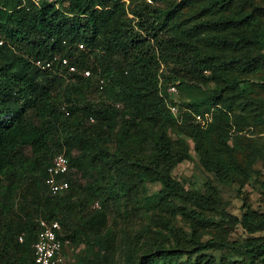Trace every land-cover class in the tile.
<instances>
[{"label":"trees","instance_id":"trees-1","mask_svg":"<svg viewBox=\"0 0 264 264\" xmlns=\"http://www.w3.org/2000/svg\"><path fill=\"white\" fill-rule=\"evenodd\" d=\"M150 1L157 0H0V185L17 173L25 151L35 167L16 200L9 188L0 201V264H35L39 219L59 222L60 239L73 252L80 243L93 252L82 264H264V235H257L264 233V213H228L211 185L206 192L185 190L171 173L189 160V148L168 135L175 121L170 107L180 105L179 130L193 143L201 168L224 184L242 187L252 179L264 148L241 133L264 132V80L252 87L240 76L264 71V7L253 0H182L167 8ZM191 5L196 11L182 18ZM79 50L103 55L94 64ZM55 57L68 58L78 72L67 74L65 81L74 85L65 87L62 112L53 108V92L66 70L57 62L49 70L35 65ZM85 70L90 77L81 76ZM91 85L104 93L119 85L111 103L124 109L83 102L80 95ZM170 87L184 93L180 101L169 99ZM117 114L125 118L115 132ZM197 116H214L216 128H205ZM58 154L68 162L70 188L48 197L45 171ZM75 171L87 178L90 203L100 198L99 209L83 213L86 202L73 192ZM153 182L161 189L147 196L145 185ZM104 200L122 206L124 213L116 214L122 222L143 210L156 227L143 226L135 243L124 232L116 254L117 235L107 227ZM72 203L78 206L74 219L64 213ZM156 210L171 217H157ZM207 214L220 221L213 224ZM177 216L188 221V235L176 227ZM224 225L240 226L246 237L229 242ZM209 227L219 231L201 240ZM214 250L241 261H216L208 254Z\"/></svg>","mask_w":264,"mask_h":264},{"label":"rangeland","instance_id":"rangeland-1","mask_svg":"<svg viewBox=\"0 0 264 264\" xmlns=\"http://www.w3.org/2000/svg\"><path fill=\"white\" fill-rule=\"evenodd\" d=\"M48 1H54V0H48ZM182 0H157L156 2H148L152 6H157L161 8H167L169 6H173L176 3H179ZM254 3L258 6L264 7V0H253ZM126 4H128V0H124ZM195 6L191 5L188 7V9H184L182 11V18H187L190 15H192V12H195L197 8H194ZM233 8L237 7L236 4L232 6ZM191 9V10H190ZM128 18H131V15H127ZM264 20V10H263V18ZM10 56L14 53V51L7 52ZM79 53L82 55H85L88 57L90 61L94 60V64H98L97 60L102 57L103 52L100 51H94V52H87L83 50H79ZM76 53L77 55L79 54ZM8 55V56H9ZM116 58L118 56L116 55ZM119 61H122L121 58L118 59ZM104 66H106V59L102 60V63ZM163 70L166 71V68L162 66ZM120 76V74H119ZM64 79H58L56 80L55 86L56 89L53 92V95L55 97V100L53 101V108L56 112H62L65 110V105H67L63 101V97H65V94L67 91L65 90V87L69 84H73V80L71 79L68 82H66V79H70V77L67 74H63L62 76ZM242 80L245 81L247 85H251L252 87L256 86L258 83H261L264 80V71L260 72L256 75H241L240 76ZM213 83L209 82L207 83L206 87H211ZM198 86H201L203 90L206 88L202 84H198ZM120 91V86L115 85L110 91L107 92H100L98 91L95 86H89L84 91H82L80 98L83 99V102L88 101L94 104L97 103H107L113 105V107L119 111L124 109V106L120 102H113L111 103L110 96H113L114 98L117 96V93ZM167 93L169 95V99H172L175 102L180 101L181 97L184 95V93L180 92L178 88H175V92L169 91V88L167 89ZM253 98H255L253 96ZM189 100H187L188 102ZM179 106V107H178ZM171 106L170 112L172 116L174 117L175 121L173 122L174 125H170L168 127V135L173 141H182L188 145L189 148V154L190 158L189 160H185L181 162L180 164L176 165L173 169L171 175L172 177L179 181L185 190H195L200 192H206L209 188V186L216 187L218 189V195L220 202L222 204L223 209L227 211L228 213L240 217L244 212L246 211H253L256 213H264V187L262 184H264V157L263 158H257L255 164L253 165V170L256 172L253 174V177L250 181H248L244 186H239L236 183L233 184H224L218 181L212 174L204 171L201 166L199 165L198 158L194 153L193 150V143L188 138V136L183 132L179 130L180 126V119L178 118L179 111L183 112L184 108L182 106ZM76 107V106H75ZM174 107L175 109L172 111L171 108ZM115 121V132L118 131L120 127L121 121L125 118L122 117L120 114H117ZM202 125H204L205 128H208L210 130H214L216 128L215 126V119L214 116H210L208 119L205 120H197ZM41 122L40 124H42ZM37 124V123H36ZM39 125V123L37 124ZM252 129L251 128H245L243 132L241 133L245 137H249L254 139L257 143H259L262 148H264V132L256 134H251ZM49 137L50 141L53 139V133L49 131ZM55 137V134H54ZM115 135L111 138L112 141L114 139ZM229 144L232 145V141H229ZM112 149L114 147L113 142L109 144ZM76 152H74L75 154ZM32 157L31 152L25 151L24 156L21 157V159L18 162V171L15 175L11 177V179L3 182L0 185V201L6 200L8 194L6 193V190L9 188L12 189V193H9L12 200H16V196L18 195L19 188L21 189L25 186L24 181H28L33 175L35 167L33 169L32 167ZM31 165V167H30ZM36 174V173H35ZM35 177V176H33ZM74 181V193L79 198H84L83 200L86 202V206L83 209V213H90L95 209H99L101 206V201L99 197L93 196V203L91 204V197L90 193L86 192L84 188L86 187L85 184L87 183L82 173L76 172L73 175ZM24 184V185H23ZM28 182L26 183V185ZM100 184H103V181H100ZM23 185V186H22ZM161 189V186L159 183L153 182V183H147L145 185V194L147 196H151L153 194H156ZM24 190V189H23ZM83 190V191H82ZM14 191V192H13ZM140 192V191H139ZM142 192V191H141ZM3 195H6V198L4 199ZM64 195V194H62ZM48 197H51L47 194ZM102 199H105V195L103 193V196H101ZM47 200V198L44 199V201ZM104 208L107 211V227H110L111 230H113L116 233V247H115V253L118 254L122 247L123 243L121 240V235L124 232H127L129 239L133 241L134 243L137 242L138 234L140 233L143 226L148 225L149 222L143 215V210L135 211V213L132 214L129 218L124 219V222H122L121 218L117 216L116 214L121 211V213H124V209L122 206L114 205L111 201H105L103 202ZM78 206L75 203L66 205L64 209V213L66 214V217L70 219H74L78 216L77 212ZM119 209V210H118ZM157 212L154 213V215L157 214V217L164 216L166 219L170 218V214L164 212L163 210H156ZM154 212V211H153ZM207 218L210 222H213V224L219 222V218L216 214H207ZM156 221H159V218H156ZM155 221V222H156ZM176 227L179 228L181 231H183L185 234L188 235L190 232L189 223L188 221L184 220L181 216H177L175 219ZM150 226L156 227L154 223L149 224ZM223 228H226L225 231L222 233L226 236V240H228L231 243H237L241 242L246 235L244 234L243 230L240 226L229 228L226 227V225L222 226ZM219 231L217 228L209 227L207 230H203L202 235L203 237L201 240L206 241L211 237V235L216 234ZM211 233V234H210ZM259 236L264 235V233L257 234ZM74 245V252L71 248L68 247L67 250V262H71L73 264H82L85 260H92L93 252H85V245L83 243L80 244H73ZM95 251L97 248L94 249ZM72 254H74L72 256ZM208 254H211L212 257L219 261L221 258H227L230 261L240 262L241 258L237 256H232L225 250H214L211 252H208Z\"/></svg>","mask_w":264,"mask_h":264},{"label":"built area","instance_id":"built-area-1","mask_svg":"<svg viewBox=\"0 0 264 264\" xmlns=\"http://www.w3.org/2000/svg\"><path fill=\"white\" fill-rule=\"evenodd\" d=\"M1 45V42H0ZM81 49L82 46L79 45ZM53 62H57L60 68H64L68 75L77 72V69L71 65L68 58L55 57L52 61H36L35 65L41 70H49L52 68ZM84 78L90 77V71L85 70L81 73ZM169 91L175 92V87H170ZM175 108L172 107L173 111ZM197 120H204L201 116L196 117ZM69 165L63 154L54 156L46 168L44 183L50 196H57L66 193L70 188L67 179ZM38 232L33 244V257L35 264H64L65 256L68 250V241L62 242L60 239L61 226L57 221H47L39 219L37 221ZM19 242L23 241V237H19Z\"/></svg>","mask_w":264,"mask_h":264},{"label":"clouds","instance_id":"clouds-1","mask_svg":"<svg viewBox=\"0 0 264 264\" xmlns=\"http://www.w3.org/2000/svg\"><path fill=\"white\" fill-rule=\"evenodd\" d=\"M67 74V73H66Z\"/></svg>","mask_w":264,"mask_h":264}]
</instances>
